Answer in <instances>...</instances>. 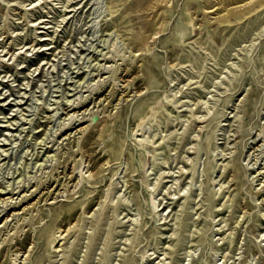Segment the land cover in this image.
Wrapping results in <instances>:
<instances>
[{
    "label": "rangeland",
    "instance_id": "obj_1",
    "mask_svg": "<svg viewBox=\"0 0 264 264\" xmlns=\"http://www.w3.org/2000/svg\"><path fill=\"white\" fill-rule=\"evenodd\" d=\"M260 1L0 0V264H264Z\"/></svg>",
    "mask_w": 264,
    "mask_h": 264
},
{
    "label": "bare ground",
    "instance_id": "obj_2",
    "mask_svg": "<svg viewBox=\"0 0 264 264\" xmlns=\"http://www.w3.org/2000/svg\"><path fill=\"white\" fill-rule=\"evenodd\" d=\"M264 5V0H261L260 1V3H259V7L261 8L262 6ZM255 9H257V8H252L250 11H253V10H255ZM249 11V12H250ZM248 12V13H249ZM233 20H230V19H228V18H224V19H222V22H225V23H231ZM103 74V73H102ZM75 102L73 103V105H72V110H73V112H69L67 115H68V120H67V122L66 121H64L65 122V125H62V126H64L65 128H68V127H70V126H72V125H76V124H81V123H84L85 121L83 120L84 118H82V117H79V112L81 111V110H76V109H79V108H84V106L86 105V103H84L85 101H78V100H74ZM71 109V108H70ZM87 110V107L86 108H84L82 111H83V113L85 112ZM68 112V111H67ZM89 115V114H88ZM85 117V116H84ZM87 121V120H86ZM143 121H144V118L140 121V122H138V124L136 125V128H135V130H134V133H136V132H138V131H140L141 130V126H142V124H143ZM13 124H15V123H13ZM64 128V129H65ZM81 128V127H80ZM62 129V128H61ZM82 130H86V126H84L83 127V129ZM62 132V131H61ZM72 132V131H71ZM85 151V150H84ZM85 154V153H84ZM91 154V153H90ZM2 155V154H1ZM87 155H88V152H87ZM88 160V159H87ZM79 166V165H78ZM78 166L77 167H75L74 168V171H73V173H72V175L73 174H75V176L79 179V180H82L84 177L79 173V172H77V169H78ZM69 168V167H68ZM73 169V168H72ZM78 171H80V170H78ZM92 172V171H91ZM89 173H90V171H89ZM84 174H86V173H84ZM74 177V176H73ZM76 177H75V180H76ZM70 179H71V177H70ZM77 179V180H78ZM79 182V181H78ZM77 183V182H76ZM44 186V185H43ZM71 187H72V185H71ZM9 188V187H8ZM15 188V187H14ZM24 188V187H23ZM43 188V187H42ZM1 189V188H0ZM17 189V188H16ZM6 190V189H5ZM14 190V189H13ZM25 190V189H24ZM44 190V189H43ZM70 190V189H69ZM40 191V190H39ZM7 194H10V192H7V191H4V189L2 190V191H0V202H2V204L4 203L5 205H6V203L8 204V201L11 199V197L10 196H7ZM13 194V193H12ZM46 195H48V194H46ZM60 195V194H59ZM59 195H57V196H59ZM49 196V195H48ZM33 198V197H32ZM47 198V197H46ZM23 199V198H22ZM30 199V198H29ZM43 199V198H42ZM54 199V198H53ZM41 200V199H40ZM45 200V199H44ZM47 200V199H46ZM28 201V200H27ZM34 201V200H33ZM12 202V201H11ZM36 202V201H35ZM41 202V201H40ZM26 203V202H25ZM34 204V203H33ZM37 204V203H36ZM4 205V206H5ZM9 205H11V204H9ZM8 205V206H9ZM18 205V204H17ZM21 205V204H20ZM3 207V206H2ZM1 207V208H2ZM10 207V206H9ZM10 209V208H9ZM21 209V208H20ZM24 209V208H23ZM5 210V209H4ZM28 211V210H27ZM6 219H7V216H6ZM20 221V220H19ZM74 226L75 225H72V224H70L66 229H64V230H62L61 232H59V234H57L58 236H60V237H63L66 233H68L72 228H74ZM24 227V226H23ZM28 234H29V232H28ZM26 235V234H25ZM41 236V235H40ZM29 238V237H28ZM25 240V239H24ZM40 240V239H39ZM38 240V241H39ZM56 240H57V237H55V238H53L52 239V241H51V243H49V248L51 247V245L52 244H54L55 242H56ZM63 240V239H62ZM60 242H62L61 241V239L59 238V240L57 241V243H56V245H55V247H57L58 245H59V243ZM38 243V242H37ZM21 244V243H20ZM35 244H36V241H35ZM43 246V245H42ZM54 245H52V247H53ZM21 249V248H20ZM58 249V248H57ZM18 250V249H17ZM56 251V250H55ZM18 260V259H17ZM14 261V260H13ZM17 262V261H16ZM19 262V261H18ZM14 263H15V261H14ZM21 263V262H20Z\"/></svg>",
    "mask_w": 264,
    "mask_h": 264
}]
</instances>
